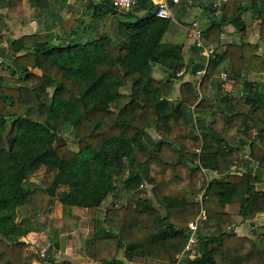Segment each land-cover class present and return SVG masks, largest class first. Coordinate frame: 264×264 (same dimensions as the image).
<instances>
[{
    "label": "trees",
    "instance_id": "obj_1",
    "mask_svg": "<svg viewBox=\"0 0 264 264\" xmlns=\"http://www.w3.org/2000/svg\"><path fill=\"white\" fill-rule=\"evenodd\" d=\"M28 1L51 14L52 0ZM252 1L260 5L264 41V0ZM100 3L89 0L82 17L60 19L57 33L23 34L9 52L0 49L8 59L0 64V264H33L27 236L42 231L38 218L55 200L64 217L73 208L91 216L94 235L80 241L78 253L93 264H216L217 257L219 264H264V231L237 234L229 211L235 206L243 220L264 213V189L256 187L264 183V78H248L264 73V55L232 43L216 58L188 63L184 44L165 39L171 20L157 17L150 2L120 14ZM245 10L240 0L223 2L202 30L204 42L218 43L228 24L242 26ZM109 14L117 18L116 35L103 23V33L84 39ZM226 59L232 90L222 98L233 109L217 107L209 122L197 118V133L191 109L207 107ZM156 66L165 69L162 78L154 76ZM198 70L204 74L197 85L176 76ZM207 137L216 142L213 154L196 151ZM209 168L215 176L207 179ZM118 182L126 201L98 214ZM202 208L194 253H184L187 223ZM57 249L49 245L34 260L54 264Z\"/></svg>",
    "mask_w": 264,
    "mask_h": 264
},
{
    "label": "crops",
    "instance_id": "obj_2",
    "mask_svg": "<svg viewBox=\"0 0 264 264\" xmlns=\"http://www.w3.org/2000/svg\"><path fill=\"white\" fill-rule=\"evenodd\" d=\"M80 1L81 0H52L51 1L52 6H51V9L49 10L51 14H49L48 12L45 14V13H41L38 8L31 7L28 0H22V2L19 5L12 7V8L7 7L5 5V0H0V26L3 28V26H5L4 24L8 23L5 27L7 30H4V31L2 30L1 36L2 38H4L6 37V35H10L12 38L11 39L12 41L13 39L18 38L23 34H29L33 32H39V33H44V34L49 33V32L57 33L59 30L58 24L61 20L67 19V18L76 19V18H80L83 16V15L81 16V14L82 12L84 13V9H82L83 11H81L80 14L73 15V12L79 11V10H76L77 5L75 3L78 2V4H80ZM182 1L183 0H180L178 4L172 6V17H173V12L176 10V8H178L177 10L179 13H185L187 11L185 7L179 8V4L182 3ZM86 2L84 3V6ZM215 2H217V0H184V3L186 4L187 7H190L194 3L198 6L196 7V11H195L196 17L192 19V21L197 20L202 30L207 27V25L212 21L213 17L218 18L220 15V8L222 6V3L221 5H219V7H215L217 10L213 16L208 13V10H210V6H213ZM241 2H243V4L246 5L247 7V10L243 11L241 14L242 26L235 27L232 24H228L224 27V30L220 34L219 42L212 45L214 48V52H215L214 58H216V56L219 53H222L225 50L226 45L232 44V43L251 44L258 55H262V56L264 55V41L260 38V34H259L260 20L258 19L257 13H256L257 10L260 8V5L259 3H256L255 1L253 2L252 0H241ZM54 3L56 4V7ZM28 15H30L31 17L28 18ZM6 20L8 22H5ZM27 22L35 25L36 29L34 28L32 32L30 31L22 32V28L24 29ZM190 22H182L183 25L181 26V28L185 29V33L187 31L184 25L189 24ZM55 29H57V32H54ZM178 38L179 36L178 37L176 36L174 37V40L179 41L180 39ZM4 42H6V40ZM181 42L184 44L182 54H183V58L185 62H188V63L195 62L196 63L201 60L206 61V57L203 55L200 49L196 48L192 44V41L187 37V34H186L185 41H181ZM229 66H230L229 61L228 59H226L220 65L219 70L225 71L226 69L229 68ZM155 70L159 74H162L163 76L165 75V72L159 71V70L164 71L165 69L163 67L156 66ZM182 74H183L184 80H192V78H195V79L198 78L196 74L193 76L190 73H185V74L182 73ZM158 77L161 78V76H157V78ZM248 78L249 80H262L264 78V73L262 75H252L251 74L250 76H248ZM199 79H198V83H199ZM216 80H217L216 83L218 84L219 89L217 91H215L216 90L215 89L214 92L216 93H213V95L210 96V98L213 99L215 97L216 99V104H215L216 106L213 105L212 103L210 104L212 105V109H216L217 107H220V106L230 107L233 101H230V103H228L229 100H227L226 102L225 98H222V96H224L226 93L232 90V82L223 80L218 76H216ZM175 84L173 85L174 89H175ZM177 94H178V91H177ZM232 96L237 97L236 93L232 94ZM218 99H219V103L217 102ZM210 105L208 104L209 110H211ZM208 108L205 107V108H198V109L192 108L191 109L192 118L194 121L193 123L195 125V130L197 133H198V128H197L198 124H196L197 118L201 119L203 122H209L212 119L211 112H210L211 116H209L208 118L205 117V114H207L206 111L208 110ZM227 109L231 111L230 108H227ZM232 109H233V105H232ZM232 133L234 134L233 131H230V134ZM215 149H216V142L214 141V139L207 137L205 139L204 146L201 149H196V151L202 152L204 154L205 153L213 154L215 153ZM203 170L204 172L213 173L212 175L215 176V172H213V170H211L210 168L209 170H205V169ZM258 185L264 186V183L257 184L256 185L257 188H258ZM259 189H264V188H259ZM236 216H237V219L233 216V222L234 224H236L234 226V230L237 234L254 237L258 233H261L264 231V228L262 229V227H264V213L255 214L246 220H243L239 215H236ZM238 218L240 219V221H238ZM39 248L40 246L38 247V249ZM45 248L42 251H44ZM57 253H59L60 257H57L56 255ZM54 256H55L54 264L55 263L59 264L60 261L62 260H70L74 264H82L85 262L87 264L89 263L93 264V262L89 258L82 257L81 254L75 253L72 247H61L60 246L58 247L57 252H54ZM38 263L41 264L40 262ZM42 264H46V263H42Z\"/></svg>",
    "mask_w": 264,
    "mask_h": 264
},
{
    "label": "rangeland",
    "instance_id": "obj_3",
    "mask_svg": "<svg viewBox=\"0 0 264 264\" xmlns=\"http://www.w3.org/2000/svg\"><path fill=\"white\" fill-rule=\"evenodd\" d=\"M84 1L88 2V0H81L80 4H78V2L75 3L77 5L76 10H79V11L73 12V15L80 14L81 11H83L82 9H84V13H85L87 2L84 6V3H85ZM54 5L56 7L55 3H54ZM181 7H185L187 9V11L185 13H179L177 10L178 8H176V10L173 12L172 19H170L171 20L170 26L168 27L167 32L165 33V39L174 40V37L179 36L178 39H180L179 40L180 42L185 41L187 33H185V29L181 28V26L183 25L182 22L192 21V19H194L196 17L195 11H196V7H198V6L194 3L190 7H187L186 4L184 3V0H183L182 3L179 4V8H181ZM84 13L82 12L81 16L84 15ZM134 13L138 16H144L145 15V11H142V10L141 11L137 10ZM248 13H250V12H248ZM30 17L31 16L28 15V18H30ZM128 18L132 19V18H134V16H131ZM5 22H8V21L6 20ZM116 22H117L116 16H114L113 14L106 15L104 18L100 19L99 22H97L98 25L95 26L96 28L90 27L86 30V32H85L86 35H84V39H91V38L96 37L97 35L103 33L104 32V29L102 27L103 23H105L106 26L109 28L111 34L113 36H115L116 35L115 34ZM7 24L8 23L4 24L5 26H3V28H2L3 31L7 30L5 28ZM186 25L187 24L184 25L185 28H186ZM34 28L36 29L35 25L27 22L24 29L22 28V32H27V31L32 32ZM54 32H57V29H55ZM58 32H59V30H58ZM11 39L12 38L10 35H6V37H4V38H2V36H1L0 37V49L4 48L6 50V53H7V51L9 52L8 46L10 44ZM5 40H6V42H4ZM7 61H8L7 55L5 57H0V64H4ZM159 71L164 72L163 70H159ZM222 71H224V70H220V72H222ZM1 72L2 71L0 69V73ZM224 72H226V71H224ZM154 76L156 78H157V76H161V78L163 77V75L159 74L156 70L154 72ZM217 76L219 77V74ZM158 78H160V77H158ZM183 79H184V77H183ZM198 79H199V77L196 79L192 78V80L195 82V84H198ZM178 86H179V82H178V84L177 83L175 84V89H174V87L172 88V90L170 92V96L172 98L177 97ZM214 90H215V87L212 84V86L209 88V97H208V103H207L206 108H208V104L209 105L211 103L213 105L216 104L215 97L213 99L210 98V96L213 95ZM122 91L126 92L127 90L125 88H123ZM235 99H237V97H235ZM217 102L219 103V99L217 100ZM210 106H211V108H210L211 110H209V108H208L209 111L208 110L206 111L207 112V114H205L206 118L211 116V113L214 110V109H212V105H210ZM150 131L152 132L153 136L156 135L152 129ZM235 137L236 136L233 133L232 134L229 133V135H228V138L232 143H235V140H236ZM240 153L243 155H247V150L246 149L241 150ZM42 171H43V168L39 169L37 171V175H40ZM204 173H206L207 179L212 178V176H213L212 175L213 173H209V172H204ZM33 180H34V178H33ZM258 188H264V186L258 185ZM125 201H126L125 192L122 189L121 183L118 182L116 195L112 196L111 198H108L105 201V203L102 206H100V208L98 209L97 212H98V214H101L103 208L107 204L108 205H111V204L120 205V204L124 203ZM229 211L232 213V218L234 216L237 219L236 207L235 206L230 207ZM90 217L91 216L88 215V213H86V211H83L82 209H79V208H73L72 215L69 217H64V215L62 214L61 205L58 203L57 200H55L54 205L51 209V212L46 213V214H41L40 217L38 218V225H39V227L42 228V231L33 232V233L31 232L27 236V239L31 242L28 249H27V252L32 255L33 264H39L38 262H36V260H34V257L36 255L37 251H41L49 245L53 246L55 243L58 244V247H60V246L61 247H72L73 251L75 253H78V247L80 246V241L82 239H84L85 237H89V236L94 235L93 227L91 226V223H90ZM238 221H240L239 218H238ZM235 225L236 224L232 225L233 230H234ZM263 228L264 227H262V229ZM39 246H40V248L38 249ZM56 255H57V257H60L59 253H57ZM82 257H86V256H82ZM55 264H58V263H55ZM82 264H87V263L85 262ZM216 264H219L218 257H217Z\"/></svg>",
    "mask_w": 264,
    "mask_h": 264
},
{
    "label": "built area",
    "instance_id": "obj_4",
    "mask_svg": "<svg viewBox=\"0 0 264 264\" xmlns=\"http://www.w3.org/2000/svg\"><path fill=\"white\" fill-rule=\"evenodd\" d=\"M94 1L107 3L112 8L118 10L120 13L130 12L140 3L148 1L154 6L153 11L155 15L163 19H172V6L180 2V0H94ZM225 1L227 0H217V2L213 4V6L219 7V5H221V3ZM186 31H187L186 32L187 37L192 41V44L196 48L201 50L203 55L206 57V61L209 58H213L215 56L213 46L204 42L202 29L199 26V23L197 20H193L189 24H187ZM181 73L182 72H178L176 76H180ZM203 74H204V70H198L196 72V76L199 78ZM219 77L228 82H232V79H230L227 76L226 72H223V71L220 72ZM205 217H206V214H205L204 209L202 208L199 214L197 215V217L194 220L187 223L188 242L183 251L184 253H187V252L194 253L193 248L197 243L198 226H199L200 221L204 220ZM182 257H183V253L179 255L178 260L181 259Z\"/></svg>",
    "mask_w": 264,
    "mask_h": 264
},
{
    "label": "water",
    "instance_id": "obj_5",
    "mask_svg": "<svg viewBox=\"0 0 264 264\" xmlns=\"http://www.w3.org/2000/svg\"><path fill=\"white\" fill-rule=\"evenodd\" d=\"M99 5L107 8V10L110 11V12H114V13L120 14V12L118 10L112 8L111 6H109L107 4L100 3Z\"/></svg>",
    "mask_w": 264,
    "mask_h": 264
}]
</instances>
